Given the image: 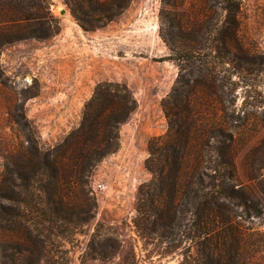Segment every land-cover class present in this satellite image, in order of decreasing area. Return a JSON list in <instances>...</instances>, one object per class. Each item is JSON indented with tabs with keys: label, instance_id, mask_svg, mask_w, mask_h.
Masks as SVG:
<instances>
[{
	"label": "trees",
	"instance_id": "1",
	"mask_svg": "<svg viewBox=\"0 0 264 264\" xmlns=\"http://www.w3.org/2000/svg\"><path fill=\"white\" fill-rule=\"evenodd\" d=\"M131 1L110 0L104 9L100 0H66L77 23L88 30L87 19L108 23ZM163 3L171 9L161 12L167 25L163 39L179 71L161 102L167 131L147 143L144 167L151 179L137 189L133 226L142 239H157L171 250L188 241L185 250L194 251L198 264H240L245 240L255 234L242 229L236 209L242 208L246 216L262 214L249 186L259 181L264 151L253 156L246 148L239 170L241 151L235 134L247 124L227 114L219 95L223 79L215 68H208L207 60L230 57L239 69L251 67V53L239 34L241 0H198L199 13L186 22L177 11L185 0ZM37 10L40 3L34 0H0V47L44 38L40 27L32 28L39 18ZM214 19L211 46L208 36ZM194 62L199 65L194 67ZM36 95L26 89L8 100L16 139L0 171V201L8 203L0 204V231L13 240L0 243V264H39L47 239L40 225L56 236L94 218L95 202L88 196L92 171L118 150V129L136 107L125 86L99 84L79 127L53 149L40 150L23 112L25 101ZM210 103H215V120ZM105 242L96 252L101 261L118 249Z\"/></svg>",
	"mask_w": 264,
	"mask_h": 264
},
{
	"label": "rangeland",
	"instance_id": "2",
	"mask_svg": "<svg viewBox=\"0 0 264 264\" xmlns=\"http://www.w3.org/2000/svg\"><path fill=\"white\" fill-rule=\"evenodd\" d=\"M34 1L40 3V10L32 28L40 27V36L45 37L0 47V171L7 148L16 139L7 113L10 95L26 89L36 92V97L25 101L23 112L40 150L53 149L79 127L85 105L99 84L125 86L136 104L118 129V150L92 171L88 196L95 202L94 218L56 236L40 225L47 239H43L46 252L39 264H198L193 261L194 251L185 250L188 241L171 250L157 239H142L133 226L137 189L151 179L144 167L147 143L167 131L161 102L179 71L178 63L170 58L175 55L163 39L167 25L161 12L171 9L163 0H132L108 23L95 22L97 17L87 19L89 30L82 27L88 37L85 42L57 18V11L64 8L75 20L66 0ZM100 2L105 9L110 0ZM240 6L239 34L251 53V67L239 69L230 57L220 62L207 60L208 68H215L223 79L219 95L227 114L236 123L240 119L247 124L235 134L241 151L236 160L239 170L246 148L253 156L264 151V0H241ZM177 11L185 22L193 19L200 11L198 0H185ZM216 24L217 20H212L208 44L213 43ZM209 105L210 117L215 120V103ZM249 187L262 214L246 216L242 208L236 209L242 229L255 234L246 238L240 264H264V167L259 181ZM9 240L13 239L8 232L0 231V243ZM107 240L118 249L101 261L96 252Z\"/></svg>",
	"mask_w": 264,
	"mask_h": 264
},
{
	"label": "water",
	"instance_id": "3",
	"mask_svg": "<svg viewBox=\"0 0 264 264\" xmlns=\"http://www.w3.org/2000/svg\"><path fill=\"white\" fill-rule=\"evenodd\" d=\"M57 18L60 24L63 27L70 29L77 39L85 42L88 41V37L86 36L82 27L72 18L67 10L64 8L59 9L57 11Z\"/></svg>",
	"mask_w": 264,
	"mask_h": 264
}]
</instances>
